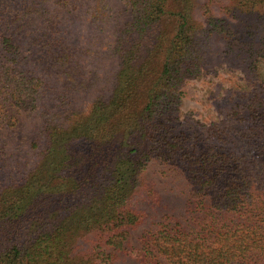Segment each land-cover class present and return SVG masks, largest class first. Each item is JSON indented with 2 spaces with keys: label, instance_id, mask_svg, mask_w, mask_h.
Wrapping results in <instances>:
<instances>
[{
  "label": "trees",
  "instance_id": "1",
  "mask_svg": "<svg viewBox=\"0 0 264 264\" xmlns=\"http://www.w3.org/2000/svg\"><path fill=\"white\" fill-rule=\"evenodd\" d=\"M210 3L0 0V264H264V0ZM217 41L243 84L191 132L183 86ZM151 161L192 214L135 245L161 201Z\"/></svg>",
  "mask_w": 264,
  "mask_h": 264
},
{
  "label": "rangeland",
  "instance_id": "2",
  "mask_svg": "<svg viewBox=\"0 0 264 264\" xmlns=\"http://www.w3.org/2000/svg\"><path fill=\"white\" fill-rule=\"evenodd\" d=\"M227 1L211 0L212 11L217 15L221 14V6ZM196 16L200 21L203 20L200 11ZM223 47L220 41L212 43L208 52L209 62L202 75L197 79L188 80L183 86L180 116L188 131H206L208 127L217 124L224 115L229 96L243 84L244 69L242 66L229 65L226 62L222 57ZM260 72L264 76V62ZM13 138L9 137V140ZM145 176L158 190L161 201L157 205L147 204L148 218L131 233V240L135 245L139 244L141 231L154 227L162 214L170 213L184 221L192 214L191 186L180 172L167 164L151 161ZM115 264L142 263L128 255H122Z\"/></svg>",
  "mask_w": 264,
  "mask_h": 264
}]
</instances>
